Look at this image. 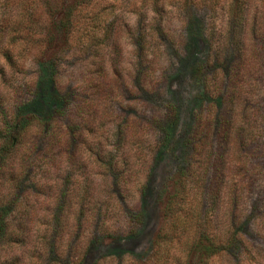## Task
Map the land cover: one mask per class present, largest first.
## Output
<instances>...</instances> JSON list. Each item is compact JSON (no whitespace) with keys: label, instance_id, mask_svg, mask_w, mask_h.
<instances>
[{"label":"rangeland","instance_id":"obj_1","mask_svg":"<svg viewBox=\"0 0 264 264\" xmlns=\"http://www.w3.org/2000/svg\"><path fill=\"white\" fill-rule=\"evenodd\" d=\"M67 91L83 117L50 123L63 133L70 115L68 143L47 149L51 129L31 126L0 174L1 195L28 158L0 207L26 233L0 238V264H264V0H0V130L46 119ZM170 103L168 140L151 148L145 115ZM84 121L106 148L103 129L126 126L110 217L107 203L88 210L99 178ZM169 199L183 212L165 216ZM203 234L223 250L202 255Z\"/></svg>","mask_w":264,"mask_h":264},{"label":"trees","instance_id":"obj_2","mask_svg":"<svg viewBox=\"0 0 264 264\" xmlns=\"http://www.w3.org/2000/svg\"><path fill=\"white\" fill-rule=\"evenodd\" d=\"M236 0H234L235 2ZM234 10V9H233ZM70 15H67L66 22L69 23V18ZM234 19V17H232ZM62 29L60 31L61 34H65L63 31H67L65 26H61ZM198 66H202L198 65ZM58 68V63L55 60L53 63H50V68L52 69V75L55 78H58V73L57 69ZM201 67H197L196 71L199 72ZM71 106L72 108L68 109V107ZM83 107L80 104L73 105V95L71 94L70 91H67L66 93L62 92L60 93L59 96V105L57 108L53 109L52 112L46 119H42L39 116L32 115L28 118V120L23 124L20 125L17 122L16 117L13 115L11 116V121L7 122L3 125V128L0 130V174L2 172H5L6 165L10 161V159L13 157V155L16 153L17 149L20 147L22 144V140L24 138V135L29 131L31 126H39L41 127L42 125L45 126V128L51 129L48 132L49 143L47 144V141L44 143V147L47 149H51L53 146H55V143H58L61 145V143L65 144L68 143V141H65V138L67 135H70L72 133L71 125H73L72 118L70 115L66 119V128L67 130L61 133V130H57L56 127L54 126V123H50L52 119L57 120L59 118H63L65 116V112L69 111L71 113H74L75 115L80 116V114L83 113ZM173 106L171 103L164 107V109H157V111L153 115H145L147 118V122H150V124L153 125V128L156 132V141L151 144L152 147H157L160 148L163 146V144L168 140L169 133L168 129L170 125L173 122ZM83 116H80L82 118ZM86 121L82 123V129L81 133H86V134H92L93 132V142L90 141L91 147H89L88 151L93 156L94 158V163L96 165V169H98L97 172V180L95 178V182L93 183V186L91 187V191L89 193L90 199L88 200L90 202V205L88 206V210L91 211V213H99L101 209H99V205L102 203H107V201L104 202L105 198H108L110 200V193L108 189H106V184L108 181V176L110 173L116 171L119 172L121 169L124 171L126 164L123 160L121 159L120 156H123V158L126 159V152H122L118 154L123 149V146L125 145V142L127 141V132H126V126L124 123H111V126L107 128L106 130L103 129L105 133V139L104 142H107L108 148H106L105 144H100V140L96 139V132H94V127L95 125L90 123L88 124L86 128ZM36 127V126H35ZM100 125L97 124L96 128L97 130L99 129ZM48 130V129H47ZM102 131V132H103ZM56 132V133H55ZM79 133V135L81 134ZM79 135L77 136L79 138ZM82 135V134H81ZM224 136V134L222 135ZM57 138V139H56ZM83 138V137H82ZM62 141V142H60ZM221 145V144H220ZM36 146L37 143L34 141V144L30 147L31 151L33 150L36 151ZM60 147V146H59ZM35 159V158H34ZM28 158H22L19 160L17 163L18 167H15V169L12 172H8L4 179L9 183L8 188H6V192L0 195V207L2 208H7L9 200L11 201H17L16 195H14L15 190H17L18 183L20 182V176L24 172L23 170L25 169V164L27 162ZM180 177H183L184 173L181 172ZM126 178V177H125ZM17 185V187L15 186ZM182 191L185 188L184 183L181 184ZM166 189H162L160 191V198H162L163 194L165 193ZM216 190H213V193L210 194L208 197H205V200H211V203H214V199L216 198ZM15 198V199H14ZM93 204V206H91ZM173 204L171 203V199L167 200V202L164 205V210H165V216H172L173 212H176L177 210L179 211L181 207L179 206L177 209L173 210ZM10 207V206H9ZM21 204L19 203L18 205L14 206V209H18L20 211ZM180 208V209H179ZM191 210V209H190ZM83 209H81V212ZM113 210L110 209V206L108 207V203L106 208H104L103 215L102 217H106L108 215L110 217V213L114 214L112 212ZM24 212V211H23ZM180 212H183L180 210ZM22 214V213H21ZM186 216H188L189 221L193 219V215H191L188 212H185ZM16 218L17 221L14 222L13 219H7L3 215H0V238L8 237L10 238L11 236L19 237L22 236L26 233V223L21 221L19 217H13ZM196 220H202L201 215L196 216ZM197 222V221H196ZM14 229H13V228ZM186 228L187 230L190 225H185L182 227ZM181 231V228L179 229ZM227 235V234H224ZM204 240V243H193V246L198 249L199 252L202 253V255L205 256H210L213 255L214 253H217L220 250H223V246L221 243L220 238H213L207 236V234L200 235L199 239ZM233 240V237L231 238ZM216 241V242H215Z\"/></svg>","mask_w":264,"mask_h":264}]
</instances>
